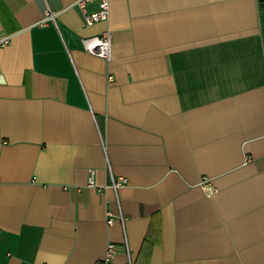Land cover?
Masks as SVG:
<instances>
[{
    "label": "crops",
    "instance_id": "1",
    "mask_svg": "<svg viewBox=\"0 0 264 264\" xmlns=\"http://www.w3.org/2000/svg\"><path fill=\"white\" fill-rule=\"evenodd\" d=\"M77 1L0 0V264H264V0Z\"/></svg>",
    "mask_w": 264,
    "mask_h": 264
},
{
    "label": "built area",
    "instance_id": "2",
    "mask_svg": "<svg viewBox=\"0 0 264 264\" xmlns=\"http://www.w3.org/2000/svg\"><path fill=\"white\" fill-rule=\"evenodd\" d=\"M90 0H78L76 5L80 12L82 13L83 22L86 27H91L93 24H97L103 20H106L108 18L109 14V0H96L97 1V10L93 13H88L86 11V3ZM47 18H52L53 14L51 12L46 13ZM7 40L1 39L0 45L3 46L7 43ZM83 48L86 52L89 54L96 56L100 59H103L106 62L110 61L111 58V50H112V44H111V33L109 30H105L98 36L89 37L82 41ZM111 79V77H109ZM126 183L125 179L118 178V179H112V187L114 189H117L119 187H122ZM89 185H93V180L90 177L89 179ZM202 186L206 190L207 193H211V188L208 187L207 182L204 180L202 181ZM120 220L122 221V217H120ZM113 223V219L111 217H108L107 224L111 225ZM116 254L115 247L113 244L109 243L106 247V251L104 254V257L98 261H96L95 264H111L112 260L114 259ZM127 255V264H131L129 260V254L126 252Z\"/></svg>",
    "mask_w": 264,
    "mask_h": 264
}]
</instances>
